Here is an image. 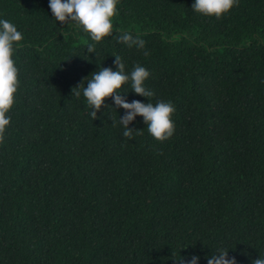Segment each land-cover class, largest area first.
I'll return each instance as SVG.
<instances>
[{
    "label": "trees",
    "instance_id": "trees-1",
    "mask_svg": "<svg viewBox=\"0 0 264 264\" xmlns=\"http://www.w3.org/2000/svg\"><path fill=\"white\" fill-rule=\"evenodd\" d=\"M192 3L119 0L113 35L89 54L88 34L55 22L48 0H0L23 34L0 133V264H207L220 247L236 264L264 258V0L220 19ZM125 31L144 48L117 43ZM114 56L150 73L155 95L129 83L126 102L172 103L171 138L140 116L124 137L111 98L89 117L74 88L98 65L116 70Z\"/></svg>",
    "mask_w": 264,
    "mask_h": 264
},
{
    "label": "clouds",
    "instance_id": "clouds-1",
    "mask_svg": "<svg viewBox=\"0 0 264 264\" xmlns=\"http://www.w3.org/2000/svg\"><path fill=\"white\" fill-rule=\"evenodd\" d=\"M237 0H193L191 10L197 14L215 17L220 19L227 14ZM119 0H48L52 19L60 22L61 25L71 23L74 30H82L87 33L91 42L86 47V52L95 53V44L101 42L105 37L113 35L112 18L117 13ZM116 36L117 43H122L128 48H144V41L138 36L125 31ZM23 40V34L17 27L7 19L0 18V133H3L10 124L9 112L14 104L15 93L18 86V69L12 59L14 47ZM147 54V53H145ZM116 70L100 67L90 74L74 89H81L86 105L90 108L89 117L97 119V113L105 105L107 98L112 99V108H122L125 110L123 116H119V125L123 129L122 135L131 138L136 132L129 128V124L137 116L142 117V122L146 125L150 136L158 141H165L171 138L175 131L172 115L175 108L170 101L151 102L132 101L126 102L124 96L128 91H122V86L130 83L131 92L142 96L148 100L155 93L145 85L149 78V71L136 65L132 70L126 71V66L119 56H114ZM90 77V78H89ZM123 93L124 95H122ZM74 95L79 98L80 91ZM109 107V106H108ZM115 126L116 121H112ZM3 136L0 135V141ZM207 264H236L235 258H229V250L222 247L217 248L214 253L204 257ZM181 264H185V258L179 259ZM201 257L191 255L186 258V264H199ZM253 264H264V258L256 259Z\"/></svg>",
    "mask_w": 264,
    "mask_h": 264
}]
</instances>
